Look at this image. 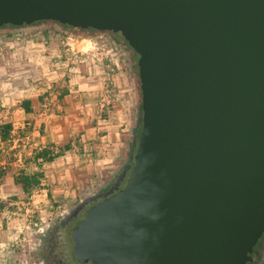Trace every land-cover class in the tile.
I'll list each match as a JSON object with an SVG mask.
<instances>
[{"label": "water", "instance_id": "water-1", "mask_svg": "<svg viewBox=\"0 0 264 264\" xmlns=\"http://www.w3.org/2000/svg\"><path fill=\"white\" fill-rule=\"evenodd\" d=\"M41 22L120 34L137 56L129 164L59 223L83 207L77 261L250 264L264 233V0H0V28Z\"/></svg>", "mask_w": 264, "mask_h": 264}, {"label": "crops", "instance_id": "crops-1", "mask_svg": "<svg viewBox=\"0 0 264 264\" xmlns=\"http://www.w3.org/2000/svg\"><path fill=\"white\" fill-rule=\"evenodd\" d=\"M46 27L41 22L0 28V169L4 171L0 198L20 194L14 185L16 175L27 164L37 166L32 164L34 154L48 149L56 157L51 162L38 160L39 170L33 168L40 172L36 173L42 186L35 192L44 202V206L35 203V208L40 216L46 215L44 209L48 204L51 208L55 199L49 215L56 218L57 213L60 217L69 207L107 191L127 166L131 148L125 119L138 106L139 92L126 47L109 45L113 57L108 63L103 59L108 45L104 41L72 40ZM106 76L113 79L119 103L100 110L103 91L100 98L98 92ZM51 91L58 95L48 103ZM4 124L11 127L6 139L1 138ZM8 224L6 231L0 225V264H26L12 249Z\"/></svg>", "mask_w": 264, "mask_h": 264}, {"label": "rangeland", "instance_id": "rangeland-1", "mask_svg": "<svg viewBox=\"0 0 264 264\" xmlns=\"http://www.w3.org/2000/svg\"><path fill=\"white\" fill-rule=\"evenodd\" d=\"M51 24V29H57L62 31V33L64 35H68L72 40H82V39H95L94 41H104V44L107 43V47H109V45H122L124 47H126L127 49L124 48V51H128V56L132 59L134 68L137 62V56L136 54L129 48L128 44L122 39V37L120 36V34H114V33H109V32H98L95 31L92 34L89 31V35L86 36H78L75 34V36L70 35L69 33H67L62 27H60L59 25H57L56 23L53 22H46V28H50L48 27V24ZM88 32V31H86ZM117 56V55H116ZM119 58V56H117ZM116 57V58H117ZM102 88V87H101ZM113 93L115 94V92H117L116 87H113ZM103 91V88L101 90H99L98 95L100 92ZM117 94V93H116ZM114 96V95H113ZM139 96V93H138ZM100 98V95H99ZM98 98V99H99ZM116 102L114 103V105L112 104L111 106H106L104 109L106 108H113V106H116L119 103V99L117 96H115ZM140 103V98L138 97V105ZM98 109L100 110H104L100 108V101L98 102ZM130 110V109H129ZM127 117L125 119V124H126V133L128 136V145L130 146V142L133 139L134 136V130L136 129V120L138 119V106L136 108H133L127 112ZM102 115V113H101ZM103 116V115H102ZM131 148V147H130ZM32 164H35L34 161ZM128 165V164H127ZM36 166V165H35ZM34 165H28L27 164V168L23 169V171H26L27 173H40L39 167L36 166V168H38L37 171H34ZM14 169H18L17 167ZM27 169H30L27 170ZM120 176L117 177V179ZM16 189H19L17 191H19L18 193L20 194H14L13 196H9L6 198L1 199L0 198V204L2 206H0V225L3 226V231H6V227L5 225L7 223H9V227L11 228L13 235H11V242L13 243V248L12 249H16L17 253H20V255H22L24 257V260L27 262L26 264H41L40 263V259L38 257V244L40 243V240L42 239V237L44 236L45 233V229H50V227H53L54 224L58 223V221L60 220V218H62L63 215H65L69 210H71L74 206L69 207L66 211H64L60 216L58 217L59 213H57L56 218L55 216L51 217V215H49L50 212H52V210H50L52 208V202L55 199H51V208L48 207L47 203H45L47 205V207L44 209L45 210V214L46 215H41L38 212V208H35V203H38L37 206H44V202L41 200V197L37 195V193L35 191H39V189L42 188V186H40L37 189L32 190L30 193L25 194L23 192H21L20 190V184H18V182L15 181L14 183ZM36 193V194H35ZM48 201V200H47ZM34 203V204H33ZM78 203V202H77ZM77 205V204H75ZM54 207V206H53ZM3 210V211H2ZM62 211V210H61ZM50 216V218H49ZM78 219H81V215L78 216ZM17 224L19 227H13V224ZM36 224V226L34 225ZM8 227V226H7ZM8 227V228H9ZM72 229L71 226L68 227V229L63 230L62 232L59 233V241H60V247L59 249L62 251L63 254V259L64 261H66L67 263L70 261V263H75L74 257H73V244L69 238V230ZM10 230V229H9ZM16 234V235H15ZM9 239V236H8ZM26 257V259H25ZM264 264V260L262 262ZM21 264V263H19Z\"/></svg>", "mask_w": 264, "mask_h": 264}, {"label": "flooded vegetation", "instance_id": "flooded-vegetation-1", "mask_svg": "<svg viewBox=\"0 0 264 264\" xmlns=\"http://www.w3.org/2000/svg\"><path fill=\"white\" fill-rule=\"evenodd\" d=\"M91 30L92 29H86L85 31H91ZM122 185L123 183L121 184V187ZM75 207L76 205L72 209H74ZM88 207L89 205H87L85 208H88ZM72 209L69 210L65 215H63L62 218L58 221V223L54 224L53 227H50V229H47L45 231L44 236L42 237V239L40 240V243L38 244V251H39L38 257L40 259L41 264H82L77 261L74 254H73V257H74L75 263H70V261L67 263L66 261H64L62 251L59 249L60 247L59 233L65 229H68L69 226H71V228L73 229L79 222L78 216L79 215L82 216L83 207L82 209L76 211V213L74 214V217L72 216L71 218H67L64 221L63 225H60L59 224L60 221L64 217H66L72 211ZM72 229H70L68 232L70 235L69 238L74 246V242L71 238ZM263 251H264V233L261 239L257 242L256 246L253 248L252 262L250 264H263L262 263L264 260ZM86 264H91V263L88 262Z\"/></svg>", "mask_w": 264, "mask_h": 264}, {"label": "trees", "instance_id": "trees-1", "mask_svg": "<svg viewBox=\"0 0 264 264\" xmlns=\"http://www.w3.org/2000/svg\"><path fill=\"white\" fill-rule=\"evenodd\" d=\"M59 25V24H57ZM60 27H62L67 33H69L72 36L78 35V36H86L89 35V31L86 32L83 29H75V28H71V27H67V26H63V25H59ZM95 31H90V33L92 34ZM135 71H136V76H137V81H138V92H139V98H140V103L138 105V117H139V112L141 110V95H140V89H139V80H138V74H137V65H135ZM138 119L136 120V125H137ZM11 130V127L9 124H4L2 126V130H1V138L2 139H6L7 136L9 135L8 132ZM138 131V129H137ZM136 130H134V134H135ZM130 147H131V151L133 152L135 151V147L133 146V139L130 142ZM56 157L55 154L51 155L50 151H48V149H43L39 152H36L33 156V161L34 163H37V166L40 167L41 164H38V160H42L43 162H51L54 158ZM129 164V162H128ZM4 174V171L0 169V177H2V175ZM15 181L18 182V184H20L21 186V190L23 193L28 194L30 193L32 190L37 189L40 187V178L38 177L37 173H27L26 171L20 170L18 175H16L15 177ZM1 184V181H0ZM0 206H2L0 204Z\"/></svg>", "mask_w": 264, "mask_h": 264}, {"label": "built area", "instance_id": "built-area-1", "mask_svg": "<svg viewBox=\"0 0 264 264\" xmlns=\"http://www.w3.org/2000/svg\"><path fill=\"white\" fill-rule=\"evenodd\" d=\"M105 51L103 52L104 58L108 63H110V59L111 57H113L112 52H110L111 49H109L106 45L104 46ZM110 65H108V70L109 72H113V69L111 67H109ZM110 75V74H107ZM113 79L111 78V76H106L105 80H104V84L102 86L103 88V94L101 96L100 99V108L104 109L106 106H111L112 104L114 105V103L116 102L117 99H115L116 94L113 93ZM57 93H54V91L52 92H48L47 93V98H48V103L50 102L51 98L54 96H57ZM114 95V96H113ZM46 98V99H47ZM52 103V102H51ZM48 108V105H47ZM36 226V224H34Z\"/></svg>", "mask_w": 264, "mask_h": 264}]
</instances>
